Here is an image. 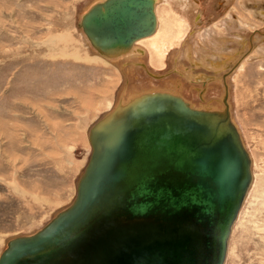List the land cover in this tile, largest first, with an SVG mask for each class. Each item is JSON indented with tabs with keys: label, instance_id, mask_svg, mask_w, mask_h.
Returning <instances> with one entry per match:
<instances>
[{
	"label": "water",
	"instance_id": "95a60500",
	"mask_svg": "<svg viewBox=\"0 0 264 264\" xmlns=\"http://www.w3.org/2000/svg\"><path fill=\"white\" fill-rule=\"evenodd\" d=\"M157 2L95 0L77 26L97 54L126 62L135 42L156 31ZM259 33L207 56L210 64L191 61L200 69L187 91L203 99L198 106L168 88L120 97L89 126L72 200L35 230L8 237L0 264H224L253 181L226 79ZM220 79L221 94L207 96Z\"/></svg>",
	"mask_w": 264,
	"mask_h": 264
},
{
	"label": "rangeland",
	"instance_id": "374dc122",
	"mask_svg": "<svg viewBox=\"0 0 264 264\" xmlns=\"http://www.w3.org/2000/svg\"><path fill=\"white\" fill-rule=\"evenodd\" d=\"M92 1L0 0V250L8 237L35 230L72 200L91 148L89 126L127 89L120 73L126 65L97 58L77 26ZM186 2L191 19L184 14ZM259 8L264 0H158V31L139 42L147 54L136 55L146 58L149 51L151 66L159 70L152 78L160 80L170 69H164L169 55L177 51L176 61L184 64L180 85L139 90L168 88L202 104L187 91L200 67L184 57L186 43L195 59L233 50L242 35L264 30ZM255 37L227 77L228 101L252 158L253 181L224 264H264V34ZM208 86L217 89L214 96L206 94L214 98L223 80ZM207 101L221 105L219 98Z\"/></svg>",
	"mask_w": 264,
	"mask_h": 264
},
{
	"label": "bare ground",
	"instance_id": "6f19581e",
	"mask_svg": "<svg viewBox=\"0 0 264 264\" xmlns=\"http://www.w3.org/2000/svg\"><path fill=\"white\" fill-rule=\"evenodd\" d=\"M93 1H95V0H93ZM92 1V2H93ZM185 2V1H184ZM158 3V2H157ZM157 3H156V15H157V18H158V26H157V29H156V31L152 34V35H149V36H147V37H144V38H141V39H139V40H137L136 42H135V46H134V51L132 52V54L129 56V57H127V61L126 62H124V61H117V60H119V59H117V60H115V59H113V60H107V59H105V58H103L102 56H100L99 54H97L94 50V52L97 54L96 55V57L97 58H99V59H102L104 62H106V63H108L109 61L110 62H113V61H117V62H115V63H112V64H120V63H122V65H126L125 66V70L126 71H122V69L120 70L121 72L120 73H122L123 74V77L125 76L126 77V84H127V89H123L122 88V90H121V94H120V96L118 97V99L122 96V98H125L124 100H126V99H128L129 97H131L130 95L131 94H133L134 92H136V91H144V90H148V89H144V90H139V89H142V88H148V87H151L152 85H161V86H174V85H176V86H179L180 85V83H179V81H180V77H181V75L179 74V73H182V69H183V66H184V64H183V62H180V61H176L177 60V58H176V55H177V51L175 52H172L173 50H171L170 52H172L170 55H169V65H166L165 66V70L168 68H170L167 72H166V74H165V77L164 76H162L161 78L162 79H160V80H155V79H153L152 78V75H151V73H158V69H156V68H154L153 66H151V64H150V53H149V51H148V56L145 58H142L141 56H138V55H136V54H143V53H145V54H147V51H146V49L142 46V45H140L139 44V42L140 41H142V40H144V39H147V38H151L152 36H154L156 33H157V31H158V28H159V24H160V21H159V17H158V12H157ZM185 4V3H184ZM186 4L188 5V3L186 2ZM185 4V5H186ZM186 12H188V14L187 13H185L184 12V14L189 18L190 17V19L192 18L191 16H192V13H193V10L191 9V7L188 5V7L186 8ZM184 15V16H185ZM195 19V18H194ZM192 22V21H191ZM160 36V35H159ZM188 39V38H187ZM186 39V40H187ZM68 40V39H67ZM184 40V39H183ZM185 40V41H186ZM158 41V39H156V42ZM187 42V41H186ZM136 44L137 45H139V46H136ZM185 44V43H184ZM189 45L190 44H187L186 43V45H185V47L187 46V48H186V52L184 53V57H187V58H189L190 59V61L192 60H194L195 58H193L191 55H193L192 53H191V50H190V48H189ZM154 46H155V49L157 50V51H160L158 48H160V45H159V47L157 48V44H154ZM219 49V48H218ZM235 49V48H234ZM233 49V50H234ZM148 50V49H147ZM178 50V49H177ZM233 50H228L227 52H232ZM220 51H223V49L222 50H220L219 49V52ZM214 52V51H213ZM224 52H226V50H224ZM78 53V52H77ZM189 53L191 54L190 56H189ZM72 54H74V53H72ZM72 54H70L69 56H74L75 58H79V56H77L76 54L75 55H72ZM144 54V55H145ZM196 54V53H195ZM194 56V55H193ZM211 56H212V54H211ZM180 58V57H179ZM178 58V59H179ZM206 58H207V56L205 57H198L197 58V60L199 61V60H202V61H206ZM188 60V59H187ZM167 64V63H166ZM138 65V69L136 68V66ZM163 69V70H164ZM193 69H189L188 68V71H192ZM172 71V72H171ZM176 71V72H175ZM179 71V72H178ZM127 73H128V75H129V78H128V75H127ZM163 73H165V72H160L159 74H163ZM187 75V74H186ZM180 76V77H179ZM150 77V78H149ZM227 80V79H226ZM189 81H191L190 80V78H189V80H188V82ZM133 89H135V90H133ZM127 90V91H126ZM216 90L217 89H209V92H208V95H212V96H214L215 95V93H216ZM124 91H126L125 93H124ZM130 91V92H129ZM123 93H124V96H123ZM117 99V100H118ZM117 102V101H116ZM115 102V100H114V102H113V104H115L116 103ZM113 104H112V106L110 107V109L113 107ZM192 105H194V106H198V105H196V104H194V102H193V104ZM109 109V110H110ZM231 116H232V118H233V113L231 114ZM233 120H234V118H233ZM235 121V120H234ZM236 123V122H235ZM238 126V125H237ZM238 129L240 130V128H239V126H238ZM240 133H241V136H242V132H241V130H240ZM242 139H243V137H242ZM243 142H244V140H243ZM251 156V155H250ZM253 171V170H252ZM251 187V186H250ZM250 189V188H249ZM248 192H249V190H248ZM248 195V194H247ZM240 212V211H239ZM238 216H239V213H238ZM236 222V221H235ZM235 222H234V224H233V226H232V230H233V227H234V225H235ZM232 230H231V232H232ZM231 235V234H230ZM229 239H230V237H229ZM228 247H229V244H228ZM227 254H228V250H227V252H226ZM227 254H226V257H227Z\"/></svg>",
	"mask_w": 264,
	"mask_h": 264
},
{
	"label": "flooded vegetation",
	"instance_id": "af4514ba",
	"mask_svg": "<svg viewBox=\"0 0 264 264\" xmlns=\"http://www.w3.org/2000/svg\"><path fill=\"white\" fill-rule=\"evenodd\" d=\"M256 11V10H255ZM262 11V12H261ZM256 12H260V14H262V15H258L259 17L261 16V17H264V9H262V8H259V10H257ZM263 19V18H262ZM262 53H263V51L261 50V55H262ZM254 54H256V53H254ZM263 56H264V54H263Z\"/></svg>",
	"mask_w": 264,
	"mask_h": 264
},
{
	"label": "crops",
	"instance_id": "0c3cea01",
	"mask_svg": "<svg viewBox=\"0 0 264 264\" xmlns=\"http://www.w3.org/2000/svg\"><path fill=\"white\" fill-rule=\"evenodd\" d=\"M259 30V29H258ZM260 31V30H259ZM262 32V31H261Z\"/></svg>",
	"mask_w": 264,
	"mask_h": 264
}]
</instances>
